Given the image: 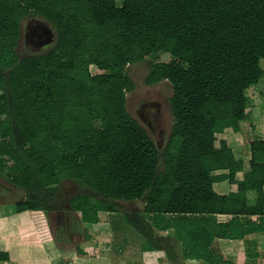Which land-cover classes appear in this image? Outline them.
<instances>
[{
  "label": "trees",
  "instance_id": "obj_1",
  "mask_svg": "<svg viewBox=\"0 0 264 264\" xmlns=\"http://www.w3.org/2000/svg\"><path fill=\"white\" fill-rule=\"evenodd\" d=\"M27 18L53 29L46 50L18 52ZM147 58L145 83L172 88L162 150L126 106V69ZM262 60L264 0H0V179L23 193L15 211L57 212L72 181L81 224L142 204L122 214L168 264H236L217 239L244 240L255 259L247 237L264 233V140L249 142L245 170L218 136L251 124L246 92L264 80Z\"/></svg>",
  "mask_w": 264,
  "mask_h": 264
},
{
  "label": "rangeland",
  "instance_id": "obj_2",
  "mask_svg": "<svg viewBox=\"0 0 264 264\" xmlns=\"http://www.w3.org/2000/svg\"><path fill=\"white\" fill-rule=\"evenodd\" d=\"M25 23V22H24ZM32 25V24H31ZM20 54H24L23 42L20 43ZM32 50V47H30ZM31 53L28 51L26 54ZM24 54V55H26ZM160 61H168L169 57L166 55H159ZM154 59L147 58L143 62H138L132 65H129L126 69V74L133 80L135 83V89L132 92L126 94V106L128 112L140 122V124L146 129L149 136L157 146L159 150H162L166 147L168 138L172 129L173 125V118L170 110V98L172 96V88L169 82L162 81L155 85H147L145 83L146 76L148 74L149 67L151 62ZM261 66L264 69V60L261 61ZM90 71L92 74L100 73L98 69L95 67H91ZM248 97L251 100L252 104V119L251 124L246 127H243V134L241 136L236 134H231L228 138L230 140V146L232 149L237 150V154L240 158L244 161H248V153L249 141L259 138L264 140V80L260 82V84L251 87L247 92ZM242 131V130H241ZM240 131V132H241ZM219 139L222 136H218ZM218 139V140H219ZM244 139V141H242ZM242 141V142H241ZM239 142V144H238ZM3 188L9 189V193H5ZM0 208L3 206L4 210L6 211H14L15 207L14 204L22 199L23 193L21 190L14 188L8 182L0 179ZM60 202L58 204V211L57 212H71L72 215H76L68 200L75 195H77L80 190L79 187L75 182L72 181H65L60 186ZM121 211L117 212L115 216L112 215H105L103 216V222L107 223L109 221H116L120 220L122 222H126L123 212L132 213V212H141L142 211V204L139 202H120ZM57 212H50L47 214L36 212L34 213V217L38 220L40 226L42 227L43 235L46 239H50V245L55 248L56 250L59 249L63 257H67L69 252L74 253L75 249H84V245L87 242L85 241V237L83 236L82 230L79 232V235H75V239L71 242H66V238L63 237L62 240H59L56 236L55 230L57 227V219L56 214ZM103 215V214H102ZM78 217V216H77ZM102 226L98 229L91 230L96 235L101 236L104 232V229H101ZM127 225V230H128ZM130 229V227H129ZM131 230V229H130ZM86 234H90V230H86ZM252 236V235H251ZM142 237V236H141ZM143 238V237H142ZM247 239H251L256 244L259 242L260 244L264 243V233L263 234H256L252 237H247ZM101 243V240L98 244ZM97 244V242H96ZM97 244V245H98ZM108 244H103V246H96L92 253L95 255H99L102 260L109 259V262H103L104 264H119L121 262V258L123 256L122 253L118 252L116 249H108ZM149 246L146 242V239L143 238V247ZM243 248V249H242ZM258 248V245H257ZM228 249L230 251H236V247L230 246ZM242 252L236 255L235 263L236 264H262L261 259L259 262L257 260H250L245 252L246 245L240 247ZM257 251V249H256ZM260 252L261 257L264 255V250L260 248L258 249ZM258 252V253H259ZM163 254V253H162ZM164 255V254H163ZM138 256V253H137ZM165 257V255H164ZM138 260V258H137ZM140 261V260H138ZM197 262H186V264H196ZM140 264V262H139Z\"/></svg>",
  "mask_w": 264,
  "mask_h": 264
},
{
  "label": "crops",
  "instance_id": "obj_3",
  "mask_svg": "<svg viewBox=\"0 0 264 264\" xmlns=\"http://www.w3.org/2000/svg\"><path fill=\"white\" fill-rule=\"evenodd\" d=\"M244 131L242 129L241 132L234 133L231 130H227L220 136H222V140H226L228 144H230L228 138L231 134L229 133L241 136ZM242 141H244V139ZM233 151L235 156L243 161L244 169L246 170L250 161V151L248 153L247 162L239 157L236 149H233ZM241 176L242 174L238 175L239 178H241ZM231 187L232 189L235 188L233 185H231ZM215 189L218 193H225V191L229 190V185L227 182L218 183L215 185ZM34 213L36 212L25 211L17 213L15 210L6 211L3 206L0 208V264H104L103 262L106 261L108 263L109 259L102 260L99 255L92 253V250L96 246L101 247L103 244H108V249L111 250L117 248L118 252L123 254L119 264H139V262L140 264H168L162 252L144 250L143 238L130 226L131 230L129 227L127 230L126 222L116 220L114 222L109 221L105 224L102 223L103 216L106 214L112 216L117 214L104 212L99 213L100 221L97 224H81L76 217L78 228L82 227L84 230H90V234H86L82 231L84 234L83 236H89L90 238L88 240L85 238L87 242H84L86 244L84 245V249H81V254H78L75 249L74 253H72L73 251L69 252L67 257H63L59 249L56 250L50 245V239L48 240L44 237L42 227L34 217ZM218 219L220 221H225L227 218L219 216ZM100 226H102V230L104 229L101 236L91 232V230L95 228L98 229ZM79 232L75 235H79ZM75 235L72 238L65 239L66 242L73 241ZM100 240L102 244H98ZM244 243V240L217 239L213 244V248L222 253L225 257L235 261V256L241 255L239 254L242 252L240 247H242ZM257 245V253L260 248L264 250V243L260 244L258 242ZM115 246L116 248H114ZM230 246L236 247V251H230V249H228ZM137 258L140 261H138ZM259 259H261V263L264 264V255L261 257L260 252L255 259L250 260H257L259 262ZM188 262L191 263L194 261ZM196 264L202 263L198 262Z\"/></svg>",
  "mask_w": 264,
  "mask_h": 264
},
{
  "label": "flooded vegetation",
  "instance_id": "obj_4",
  "mask_svg": "<svg viewBox=\"0 0 264 264\" xmlns=\"http://www.w3.org/2000/svg\"><path fill=\"white\" fill-rule=\"evenodd\" d=\"M25 22V23H24ZM32 24V25H31ZM55 39L53 29L45 21L37 18H27L21 25V38L18 45V52H20V43L23 42V53L36 54L46 50L50 47ZM32 47V50L31 48ZM4 189V190H3ZM5 193H9V189L3 188ZM57 227L55 230L56 236L59 240L63 237L66 239L72 238L78 230V223L76 216L71 212H57Z\"/></svg>",
  "mask_w": 264,
  "mask_h": 264
}]
</instances>
